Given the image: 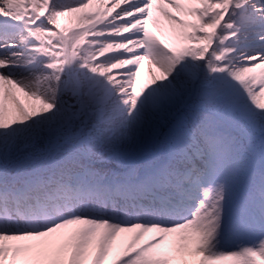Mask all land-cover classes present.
Wrapping results in <instances>:
<instances>
[{
  "label": "snow or ice",
  "instance_id": "snow-or-ice-1",
  "mask_svg": "<svg viewBox=\"0 0 264 264\" xmlns=\"http://www.w3.org/2000/svg\"><path fill=\"white\" fill-rule=\"evenodd\" d=\"M0 264H264V0H0Z\"/></svg>",
  "mask_w": 264,
  "mask_h": 264
},
{
  "label": "bare ground",
  "instance_id": "bare-ground-1",
  "mask_svg": "<svg viewBox=\"0 0 264 264\" xmlns=\"http://www.w3.org/2000/svg\"><path fill=\"white\" fill-rule=\"evenodd\" d=\"M150 29H152V31H154V32L156 31V29H154L152 27ZM157 35H159V33H157ZM144 71L145 72L148 71V65L145 66Z\"/></svg>",
  "mask_w": 264,
  "mask_h": 264
},
{
  "label": "rangeland",
  "instance_id": "rangeland-1",
  "mask_svg": "<svg viewBox=\"0 0 264 264\" xmlns=\"http://www.w3.org/2000/svg\"><path fill=\"white\" fill-rule=\"evenodd\" d=\"M149 27L151 28L152 26L149 25ZM146 65H147V63L145 64V66H146ZM147 72H148V71L145 72V71L143 70L142 75L146 77V76H147Z\"/></svg>",
  "mask_w": 264,
  "mask_h": 264
}]
</instances>
